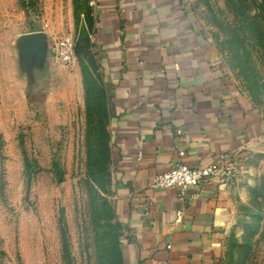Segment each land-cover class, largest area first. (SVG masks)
<instances>
[{
    "label": "rangeland",
    "instance_id": "374dc122",
    "mask_svg": "<svg viewBox=\"0 0 264 264\" xmlns=\"http://www.w3.org/2000/svg\"><path fill=\"white\" fill-rule=\"evenodd\" d=\"M89 2L0 0V264H116L122 228L109 181L108 95ZM189 2L226 72L264 114V0ZM38 32L45 51L30 65L20 43ZM67 34L76 40L70 66L52 54ZM245 162L232 185L234 226L218 264H264V148Z\"/></svg>",
    "mask_w": 264,
    "mask_h": 264
},
{
    "label": "crops",
    "instance_id": "0c3cea01",
    "mask_svg": "<svg viewBox=\"0 0 264 264\" xmlns=\"http://www.w3.org/2000/svg\"><path fill=\"white\" fill-rule=\"evenodd\" d=\"M93 39L107 89L113 206L124 264H218L236 214V190L219 179L156 189L184 162L264 148V114L200 31L188 0H90ZM76 84L84 79L75 71Z\"/></svg>",
    "mask_w": 264,
    "mask_h": 264
},
{
    "label": "built area",
    "instance_id": "2783aa9c",
    "mask_svg": "<svg viewBox=\"0 0 264 264\" xmlns=\"http://www.w3.org/2000/svg\"><path fill=\"white\" fill-rule=\"evenodd\" d=\"M188 4H190L188 0ZM76 40L73 34H67L55 44L52 50L54 59L64 66H70L75 59ZM185 152L179 153V158L172 168L156 175L152 187L156 189H176L179 198L185 200L191 189L200 188L210 179H219L226 186L235 183L238 174L245 167L246 157L241 153L220 155L205 167H191L184 162Z\"/></svg>",
    "mask_w": 264,
    "mask_h": 264
},
{
    "label": "water",
    "instance_id": "95a60500",
    "mask_svg": "<svg viewBox=\"0 0 264 264\" xmlns=\"http://www.w3.org/2000/svg\"><path fill=\"white\" fill-rule=\"evenodd\" d=\"M45 46L46 38L43 33L38 32L22 37L20 43L22 58L24 61H29L31 65L35 57L40 60L44 55Z\"/></svg>",
    "mask_w": 264,
    "mask_h": 264
},
{
    "label": "trees",
    "instance_id": "16d2710c",
    "mask_svg": "<svg viewBox=\"0 0 264 264\" xmlns=\"http://www.w3.org/2000/svg\"><path fill=\"white\" fill-rule=\"evenodd\" d=\"M85 84H86V82H85ZM108 139L110 140L109 131H108ZM110 152H111V150H110ZM110 163H111V160H110ZM54 168H55L56 171L59 170V165L57 163H55L54 164ZM29 169H30L29 162H26V173L28 175V184H29V180H30ZM110 177L111 176L109 175V181L111 183L112 181H111ZM114 212H115V210H114ZM118 225H120V227H121V223L119 221H118ZM63 246H64L65 253L69 254V252H70L69 240H68V237H67L66 226L65 225L63 226ZM114 248L115 249H114L113 258H116V264H124V259H123V253H122V247H121V241L120 240H118L116 242V245H115Z\"/></svg>",
    "mask_w": 264,
    "mask_h": 264
}]
</instances>
